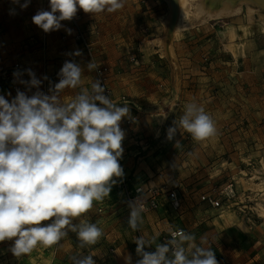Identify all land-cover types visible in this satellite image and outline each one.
I'll return each mask as SVG.
<instances>
[{
  "label": "crops",
  "instance_id": "0c3cea01",
  "mask_svg": "<svg viewBox=\"0 0 264 264\" xmlns=\"http://www.w3.org/2000/svg\"><path fill=\"white\" fill-rule=\"evenodd\" d=\"M38 8L40 11H50V0H38ZM83 15L88 18V13ZM61 24V29L47 33L37 26L38 39L35 43H29L28 40L20 43L8 38L5 32V36L0 37V59H4L6 63L1 65L0 61V71L18 62L20 72L24 73L22 79H30L25 70L31 69L36 78L42 81L40 90L51 94L49 88L54 87L60 79L59 75L54 78L53 74L59 73L66 61L75 62L82 69V84L59 93L60 103L63 104L84 89L91 93V84L95 81L93 69L88 68L91 62L89 57L73 38L74 27L70 21ZM66 28L73 30L71 35L65 31ZM110 43L102 40L101 44L104 46L97 55L102 63L109 66L110 84L117 105L124 106L126 103L129 107L128 115L120 122V127L125 132L123 154L119 160L126 174L124 176L131 188L139 184H166L177 190L180 199V207L175 209L164 193L159 197L157 208L141 213L143 223L138 222L137 229L147 241L146 251L155 252L156 245L164 243L163 236L170 229L182 228L186 233L195 235L197 246L211 248L218 264H264V226H259L258 223L247 225L244 222H232L233 215L226 211L223 204L214 207L201 200V195L210 188L213 172L219 171V167L223 166L219 157L226 154L230 157L247 149V141L253 134L245 130L223 132L216 126L217 135L205 141H196L191 134L183 132L175 133L168 140L167 134L162 133L164 124L167 120L178 124L182 118L178 115L180 111L176 115L172 113L173 116L169 109L142 112L143 108L159 107L162 103L166 108L177 105L178 109L185 108L188 103H196L205 109L207 100L212 99L214 106L211 103L209 108L219 105L221 97L216 94L210 96V86L206 84L205 38H197L191 53L182 46L184 42L180 45L177 41L172 42L170 48L164 47L167 52L164 55L157 46L159 43H154L156 46H152V51L148 52L149 47L137 62H129L128 56L122 60L121 56L116 58L115 54L104 51L114 48ZM77 49L82 50L83 55H69ZM171 51L179 59L174 58ZM238 56L241 64H247L242 53ZM175 66H178L176 70ZM45 76L48 80H43ZM145 76L150 77V93L143 90ZM177 76L184 79H181V86L178 84L179 88L175 89L174 81ZM162 77L165 78L164 81ZM0 81L7 93L10 92L15 97L1 74ZM18 84L23 91L26 90L24 85ZM237 87L245 94L235 97L245 101L247 97L251 98L246 94L247 88L244 85ZM121 95L127 97L126 101H119ZM244 105L246 109L247 103ZM260 107L264 108V102L260 103ZM136 115L138 118L133 121ZM129 119H133L131 123L126 122ZM226 122L229 124V121ZM236 122L239 123V119ZM177 142L180 147H176ZM114 179L117 183L113 185L109 197L101 202H94L93 207L82 217L73 218L74 224L86 219L102 229L103 235L95 245L81 247L77 234L69 230L58 244L49 248L38 246L31 254L16 257L10 251L13 241L6 240L0 242V264H76L89 255L95 264H137L142 259L136 252L137 229L133 230L129 226L127 205L118 185L120 178Z\"/></svg>",
  "mask_w": 264,
  "mask_h": 264
},
{
  "label": "clouds",
  "instance_id": "9594fccd",
  "mask_svg": "<svg viewBox=\"0 0 264 264\" xmlns=\"http://www.w3.org/2000/svg\"><path fill=\"white\" fill-rule=\"evenodd\" d=\"M30 2L13 0L21 9ZM124 6L125 0H50V11H38L32 22L47 33L61 29L62 21H71L78 8L100 14L114 13ZM65 31L69 35L73 32L70 28ZM69 55L83 53L77 49ZM96 67L93 62L88 64L90 70ZM25 72L29 80L21 78L24 73L13 72L14 82L24 85L25 91L17 88L11 101L0 95V242L13 241L10 251L16 257L31 254L38 246L58 244L69 230L77 234L81 247L95 245L102 229L86 219L74 224L73 218L82 217L94 202L109 197L117 183L114 178L124 176L119 160L125 132L120 122L129 107L126 103L118 106L105 95L99 80L91 84V93L84 89L60 103L61 91L82 84V69L75 62L63 64L59 82L49 88L51 94L40 90L42 81L31 69ZM179 124L196 141L217 135L215 121L196 103L186 104ZM175 132L170 127L167 139ZM176 147H180L179 142ZM129 207L128 223L136 230L138 222L143 223L145 206L132 202ZM46 221L51 222L42 224ZM170 234L171 239L157 244L155 252L144 251L147 241L137 238L136 252L142 256L137 264H218L211 248L196 245L194 234L183 229ZM76 264L95 262L89 255Z\"/></svg>",
  "mask_w": 264,
  "mask_h": 264
},
{
  "label": "rangeland",
  "instance_id": "374dc122",
  "mask_svg": "<svg viewBox=\"0 0 264 264\" xmlns=\"http://www.w3.org/2000/svg\"><path fill=\"white\" fill-rule=\"evenodd\" d=\"M23 2L24 0H20L21 4ZM196 3L197 0L187 1V12L177 16V27L173 30L170 29V23L167 24L171 13L168 0H125V6L117 12L88 13V18L83 15L85 12L82 9L78 8V12L81 13L87 36L94 41L95 56L99 61L101 59L97 53L104 46L101 44L102 40L111 42L114 46L112 50L104 49L107 53L115 54L116 58L121 56L122 60L128 56L129 62H137L149 47L148 52L152 51V46H156L154 43H159L157 46L164 55H167L164 47L170 48L171 43L177 41L180 45L184 42L182 46L191 53L197 38H205L206 84L210 86V96L216 94L221 97L216 108H209V104L214 106V103L212 99L207 100L205 111L217 121L216 126L220 131L245 130L253 134L247 141V149L238 151L237 155L229 157L226 154L219 157L223 166L219 167V171L213 172L210 188L206 191L217 199V203L210 206L223 204L226 211L232 213V222H244L247 225L258 223L259 226H264V108L260 107V103L264 102V14L255 11L248 17L247 8L243 5L241 10L219 17L198 15L195 13ZM13 9L14 12L10 13ZM38 11V0H31L26 9H21L13 0H0V37L7 33L8 38L20 43H26V40L35 43L38 32L32 17ZM62 22L66 24V21ZM70 24L73 26L71 21ZM229 36L231 39H228ZM78 44L80 45L79 42ZM241 53L247 64L240 63L238 55ZM172 55L179 59L174 53ZM0 61L1 65H5L4 59ZM180 65L183 69L182 64ZM177 68L178 66L174 67L175 70ZM143 79V90L150 93V77L145 76ZM181 79L184 78L175 77V89L179 88L178 84L181 86ZM164 80L162 77V81ZM1 81L0 95L11 101L14 97L7 95ZM239 85L247 88L246 94L251 98L247 97L245 101L235 97L245 94L238 89ZM153 109H169L171 115H176L179 110L180 117L185 113V108L178 109L177 105L166 108L163 103L159 107L143 108L142 112ZM137 118L136 115L133 121ZM238 119L239 123L236 122ZM170 127L175 128L177 134H190L179 123L172 124L170 120L165 122L162 133L167 134ZM230 182L233 184V193L226 196L222 191Z\"/></svg>",
  "mask_w": 264,
  "mask_h": 264
},
{
  "label": "built area",
  "instance_id": "2783aa9c",
  "mask_svg": "<svg viewBox=\"0 0 264 264\" xmlns=\"http://www.w3.org/2000/svg\"><path fill=\"white\" fill-rule=\"evenodd\" d=\"M72 25L74 27V36L73 38L77 40L82 48L87 53L90 61L95 63L97 67L93 69L94 71V81L99 80L101 85L105 87V95H107L110 99L113 100L114 103L117 104V99L114 97L110 79H109V66L97 60L95 56V47L94 41L87 36L86 31L82 25L81 21V13L77 12L76 16L71 20ZM20 71V64L15 62L12 66L5 67L1 69L0 74L7 82V84L11 87L13 93L16 95V89L19 88L23 91L18 84V81L14 82L13 72ZM53 77H58V73L55 72ZM31 95V93H29ZM126 96L121 95L119 101H126ZM133 119H129L126 122L131 123ZM119 187L122 190L123 197L125 203L127 205V210L130 217L131 208L129 205L132 202H136L137 204L143 203L145 206V210L143 212H147L151 209H155L159 205V197L160 195L166 193L167 196L170 198V203L173 208L177 209L180 207V199L178 196V192L176 189H171L166 184L160 186H145L143 184H139L133 188L130 187L128 184L127 178L123 176L120 178L118 182ZM224 195L230 196L233 193V184L230 182L225 185L223 191ZM201 199L207 201L209 204L214 205L217 203V199L213 194L204 193L201 195ZM182 228H172L170 229L166 235L163 236L164 243L171 239V231L179 230ZM142 237L139 230L137 229V238ZM144 251H146V246H144Z\"/></svg>",
  "mask_w": 264,
  "mask_h": 264
},
{
  "label": "bare ground",
  "instance_id": "6f19581e",
  "mask_svg": "<svg viewBox=\"0 0 264 264\" xmlns=\"http://www.w3.org/2000/svg\"><path fill=\"white\" fill-rule=\"evenodd\" d=\"M187 1L168 0L171 13L167 19V24L170 23V29L173 30L177 27L175 24L177 16L187 12V8H185ZM243 5L247 8L248 17H251L255 11L261 15L264 14V0H197L195 13L219 17L239 11Z\"/></svg>",
  "mask_w": 264,
  "mask_h": 264
}]
</instances>
